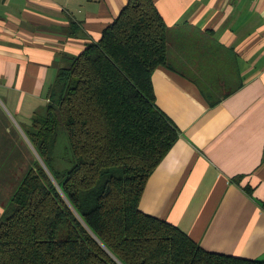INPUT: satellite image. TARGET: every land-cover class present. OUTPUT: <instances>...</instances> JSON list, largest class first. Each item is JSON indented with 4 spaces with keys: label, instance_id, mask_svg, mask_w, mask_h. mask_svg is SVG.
I'll use <instances>...</instances> for the list:
<instances>
[{
    "label": "crops",
    "instance_id": "1",
    "mask_svg": "<svg viewBox=\"0 0 264 264\" xmlns=\"http://www.w3.org/2000/svg\"><path fill=\"white\" fill-rule=\"evenodd\" d=\"M169 28L158 107L180 138L141 210L209 252L264 261V0H154ZM129 0H0V222L41 160L29 132L61 69Z\"/></svg>",
    "mask_w": 264,
    "mask_h": 264
},
{
    "label": "trees",
    "instance_id": "2",
    "mask_svg": "<svg viewBox=\"0 0 264 264\" xmlns=\"http://www.w3.org/2000/svg\"><path fill=\"white\" fill-rule=\"evenodd\" d=\"M168 48L154 0H129L102 39L60 70L29 132L41 160L0 222V264H264L209 252L140 208L180 138L153 84ZM62 128L75 165L57 176L50 162Z\"/></svg>",
    "mask_w": 264,
    "mask_h": 264
},
{
    "label": "rangeland",
    "instance_id": "3",
    "mask_svg": "<svg viewBox=\"0 0 264 264\" xmlns=\"http://www.w3.org/2000/svg\"><path fill=\"white\" fill-rule=\"evenodd\" d=\"M75 165V158L71 149L68 134L64 128L59 131L58 143L54 157L50 162L52 172L59 176L70 171Z\"/></svg>",
    "mask_w": 264,
    "mask_h": 264
}]
</instances>
